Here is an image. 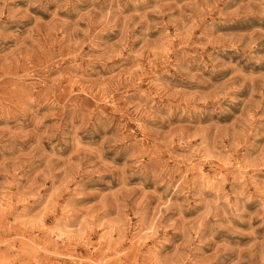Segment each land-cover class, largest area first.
Returning <instances> with one entry per match:
<instances>
[{"label": "rangeland", "instance_id": "obj_1", "mask_svg": "<svg viewBox=\"0 0 264 264\" xmlns=\"http://www.w3.org/2000/svg\"><path fill=\"white\" fill-rule=\"evenodd\" d=\"M0 264H264V0H0Z\"/></svg>", "mask_w": 264, "mask_h": 264}]
</instances>
